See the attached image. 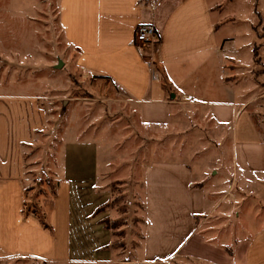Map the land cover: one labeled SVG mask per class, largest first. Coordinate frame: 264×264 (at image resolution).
Returning <instances> with one entry per match:
<instances>
[{
  "label": "crops",
  "instance_id": "crops-1",
  "mask_svg": "<svg viewBox=\"0 0 264 264\" xmlns=\"http://www.w3.org/2000/svg\"><path fill=\"white\" fill-rule=\"evenodd\" d=\"M213 1L59 0V26L76 53V71L108 81L137 105L195 108L191 119L209 125L194 164L179 157L145 168L142 251L125 264H264V227L241 228L240 215L228 211L239 203L237 192L246 193L237 181L251 170L248 148L264 141L255 118L264 106V80L255 75L264 67L263 36L250 22L252 63L242 68V46L230 30L237 17L232 28L219 24ZM140 25L156 28L157 48L135 45ZM10 87L0 80V262L116 264L111 251L101 250L111 241L101 222L109 196L99 189L105 182L94 143L66 142L47 171L56 179L54 195L37 200V211L28 208L37 172L29 159L49 134L51 107L44 95ZM207 161L214 167H203ZM230 215L234 225L224 233L220 220Z\"/></svg>",
  "mask_w": 264,
  "mask_h": 264
},
{
  "label": "rangeland",
  "instance_id": "rangeland-1",
  "mask_svg": "<svg viewBox=\"0 0 264 264\" xmlns=\"http://www.w3.org/2000/svg\"><path fill=\"white\" fill-rule=\"evenodd\" d=\"M260 1L259 7L255 6L257 0L213 1L223 18L219 24L229 23L232 28L233 14L237 17L238 25L230 30L242 46V68H249L252 63L249 44L255 37L250 34V22L255 21L256 33L263 36L264 42V0ZM254 6L261 12V24L254 18ZM58 13L59 0H0V80L5 86L10 85L13 92L44 95L51 107L49 134L41 137L42 144L29 159L34 168L37 166L38 174H34L28 208L35 212L39 207L37 200L54 195L56 179L54 173L47 171L57 164L58 152L66 142L78 139L94 143L98 160L103 165L102 182H105L99 189L107 190V198L109 196L107 207L101 210L105 211L101 222L111 241L101 250L111 251L116 264L129 263L142 251L145 168L159 161L180 158L194 164L204 153L202 144H207L200 132H205L209 125L200 117L192 118L191 122L195 108L137 105L123 99L108 81H96L76 71V53L63 37ZM262 57L264 61V51ZM255 75L264 80V67L258 68ZM262 82L261 91H264ZM159 116L164 123L154 120L160 119ZM255 118L259 129L263 130L262 139L264 106ZM178 120L182 122L177 123ZM212 142L216 143V140ZM224 148L227 151L228 146ZM187 149H191L190 155L184 154ZM248 150L251 170H245L237 183L239 189L242 186L253 197L247 198L246 193L237 192L239 203L226 210L240 215L239 227L247 225L249 229H258L264 227V141ZM224 164L227 170L229 163ZM214 165L215 162L207 161L203 167ZM247 215L254 217L243 218ZM204 216L205 212L197 214L198 224ZM232 218L230 215L220 220L222 231L234 225ZM0 264L25 263L10 260Z\"/></svg>",
  "mask_w": 264,
  "mask_h": 264
},
{
  "label": "built area",
  "instance_id": "built-area-1",
  "mask_svg": "<svg viewBox=\"0 0 264 264\" xmlns=\"http://www.w3.org/2000/svg\"><path fill=\"white\" fill-rule=\"evenodd\" d=\"M159 35L153 25H140L135 31V45L141 50L159 46Z\"/></svg>",
  "mask_w": 264,
  "mask_h": 264
},
{
  "label": "trees",
  "instance_id": "trees-1",
  "mask_svg": "<svg viewBox=\"0 0 264 264\" xmlns=\"http://www.w3.org/2000/svg\"><path fill=\"white\" fill-rule=\"evenodd\" d=\"M258 51H259V47H256V48H255V59H256L257 63H259V62H258V61H259Z\"/></svg>",
  "mask_w": 264,
  "mask_h": 264
}]
</instances>
